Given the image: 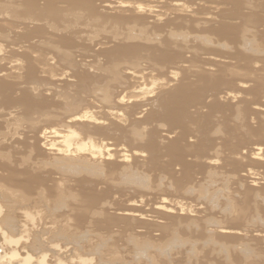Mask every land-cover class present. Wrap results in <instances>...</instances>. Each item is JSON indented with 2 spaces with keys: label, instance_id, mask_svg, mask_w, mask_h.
Returning a JSON list of instances; mask_svg holds the SVG:
<instances>
[{
  "label": "rangeland",
  "instance_id": "obj_1",
  "mask_svg": "<svg viewBox=\"0 0 264 264\" xmlns=\"http://www.w3.org/2000/svg\"><path fill=\"white\" fill-rule=\"evenodd\" d=\"M156 1L0 0V173L69 185L85 264H264V0Z\"/></svg>",
  "mask_w": 264,
  "mask_h": 264
},
{
  "label": "bare ground",
  "instance_id": "obj_2",
  "mask_svg": "<svg viewBox=\"0 0 264 264\" xmlns=\"http://www.w3.org/2000/svg\"><path fill=\"white\" fill-rule=\"evenodd\" d=\"M157 1L165 2L167 0ZM253 1L172 0L171 2H174L173 6L178 9L188 2L217 4L221 6L218 14L236 18L240 15L241 9ZM108 3L107 8L125 7L121 2L112 3L109 1ZM258 17L261 19V16L258 15ZM80 119L77 117L72 120ZM52 136L55 134L52 133ZM46 149L52 156H67V150L62 145L55 147L50 144ZM92 155V158H96V154ZM106 155L109 156L108 153ZM255 155L258 157L259 153ZM77 158L79 161L80 158ZM66 162L68 161L66 160ZM98 167L95 165V169ZM95 173L97 174V172ZM33 182V179L16 177L9 172L0 173V264H85L89 262L87 259H81L79 254L82 251L78 252L80 246L77 248L76 244V232L80 217L79 207H84V204L79 203L72 191L68 192L69 185L67 184V186L64 185L66 187L64 189L68 194H63L56 187L50 188L49 191L47 189L38 191ZM221 228L229 230L232 227ZM260 230L257 231V235L264 238V229Z\"/></svg>",
  "mask_w": 264,
  "mask_h": 264
}]
</instances>
